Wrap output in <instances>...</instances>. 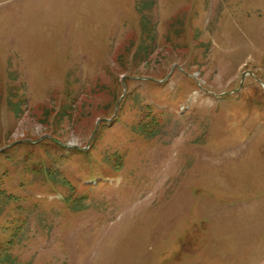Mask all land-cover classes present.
I'll return each instance as SVG.
<instances>
[{"label":"rangeland","instance_id":"1","mask_svg":"<svg viewBox=\"0 0 264 264\" xmlns=\"http://www.w3.org/2000/svg\"><path fill=\"white\" fill-rule=\"evenodd\" d=\"M0 264H264V0H0Z\"/></svg>","mask_w":264,"mask_h":264}]
</instances>
